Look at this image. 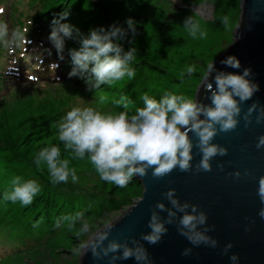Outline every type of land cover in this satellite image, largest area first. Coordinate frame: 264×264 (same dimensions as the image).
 I'll return each mask as SVG.
<instances>
[{"label":"rangeland","instance_id":"rangeland-1","mask_svg":"<svg viewBox=\"0 0 264 264\" xmlns=\"http://www.w3.org/2000/svg\"><path fill=\"white\" fill-rule=\"evenodd\" d=\"M241 1L0 0V7L5 9L0 21L7 22L10 30L16 27L30 30L38 24V21L33 22L38 15L43 22L51 13L58 19L60 15H56V11L67 12V18L61 23L74 28L73 36L65 38V46L69 47L63 50L70 58V51L78 50L81 37L88 36L91 30L99 27L107 30L114 23L127 29L129 18L135 22V35L129 31L121 44L125 51L132 47L137 50L135 60L130 63L135 77H125L97 90H89L88 74L71 76L61 82L47 78L59 75L48 63L36 71L27 64L19 65L20 73L27 69L26 75L33 74L36 78L28 80L23 76L6 75L3 79L7 82L3 83L0 94V264H79L80 256L72 249L87 237L77 239L75 233L79 224L70 230L66 222L57 227V220L82 211L92 224L91 235L105 224L114 223L140 199L143 189L136 180L132 179L123 188L104 182L87 159L72 160L70 164L77 169V183L69 179L66 184L53 185L46 166L36 167L35 155L42 147L57 144L61 157L71 159L58 139L57 125L74 106H93L117 113L123 111L122 106L115 103L122 95L133 101L132 112L143 107L144 94L157 100L169 92L195 99L208 63L215 62L232 44ZM192 14L200 20L207 32L206 38L194 39L183 27L185 18ZM225 15L231 19L228 30L221 24ZM29 19L31 23L27 25ZM42 24L52 29L51 24ZM75 29H79V33ZM47 37L40 43L47 42ZM16 53L10 54L0 43V72H4ZM192 64L197 71L189 76L185 69ZM14 72L17 75L19 70ZM74 79L76 82H72ZM19 81L23 83L11 91L12 85ZM100 96L107 99L101 103ZM15 176L35 179L41 185L42 190L31 205L3 200ZM41 217L43 222L33 228V223Z\"/></svg>","mask_w":264,"mask_h":264},{"label":"clouds","instance_id":"clouds-1","mask_svg":"<svg viewBox=\"0 0 264 264\" xmlns=\"http://www.w3.org/2000/svg\"><path fill=\"white\" fill-rule=\"evenodd\" d=\"M4 12L5 9L0 7V15ZM67 16L68 13L64 12L58 19L52 21L49 36L61 60L65 38H71L74 31L72 25L61 23V20L66 19ZM126 23L127 29L114 23L107 30L99 27L91 30L88 36L81 37L80 48L70 51L74 67L69 75L88 74L86 83L89 90H97L102 85L111 86L125 77L134 78L136 73L134 68L130 67V63L135 60L137 50L132 47L125 51L121 41L126 39L129 31L133 36L135 35V22L129 18ZM221 24L228 30L231 27L230 16H223ZM183 27L194 39L207 37L200 20L193 14L185 18ZM75 31L79 33V29ZM27 33L28 29L20 27L10 30L7 22L0 21V43L10 53L17 48L27 50L26 45L32 43ZM221 64L234 69L241 68L240 61L235 56L227 57L221 61ZM185 71L189 76L192 75L197 71L196 65L187 66ZM213 73H215L214 90L210 79ZM251 75L250 68H244L242 74H238L217 71L213 61L208 63L203 87L210 92L209 105L183 94L169 92L159 100L144 94L143 107L135 108L134 112L131 110L133 101L127 95H122L115 101L123 108V111L117 113L104 112L93 106H74L57 125L58 139L63 143V148L71 159L61 157L59 145L49 144L36 153L34 163L38 169L46 166L50 182L55 185L66 184L69 179L72 183H77L79 180L77 169L70 167V164L72 160L87 159L102 181L123 188L133 177L146 175L148 169L153 170L152 175L156 178H162L177 168L181 172L191 171L194 145L189 134L194 133L198 137L196 147L202 154L201 160L195 166L196 171L209 172L212 170L210 163L212 158L217 155L225 156L228 153L227 148L212 142L218 131L235 130L239 123L237 117L241 113V103L251 99L259 90V85L250 79ZM106 99L105 96L99 98L101 103ZM257 106L254 102L245 114V127L251 123V114ZM261 119H264V108L260 109L256 122L260 123ZM256 147L257 149L264 147V135L258 137ZM220 167L222 168V165ZM234 175L239 178L241 174L237 171ZM41 190V185L35 179L24 180L21 176H15L11 180V190L5 191L3 200L29 206ZM163 195L172 207L166 208L164 203H157L156 209L159 211L153 210L148 222L151 231L141 234V240L149 244H157L168 231L166 225L172 224L177 214L182 213L179 218V234L193 246L203 244L216 247L217 241L207 235L210 229L204 227L201 230V226L206 225L208 218L203 211L198 210L197 205L180 203L175 196V189H169ZM258 196L264 204V179L259 182ZM162 211L167 212L166 219L161 218ZM258 215L264 218V208L259 210ZM42 222L43 217L33 223V228L39 227ZM62 222H66L70 230L79 224L75 233L77 239L87 237L72 249L77 256L90 251L92 256L98 259L112 254L110 256L112 262L134 258L138 264H149L147 249L135 238L132 239L131 245L127 240L123 243L110 240L107 246H104V241L108 239L114 227L111 223L105 224L103 229L89 235L92 224L82 211L63 215L57 220L56 226L59 227ZM231 247L232 245L228 244L224 249L225 253ZM190 252L191 249H185L182 255H188ZM238 259L237 254L230 256L233 262Z\"/></svg>","mask_w":264,"mask_h":264},{"label":"water","instance_id":"water-1","mask_svg":"<svg viewBox=\"0 0 264 264\" xmlns=\"http://www.w3.org/2000/svg\"><path fill=\"white\" fill-rule=\"evenodd\" d=\"M229 56H235L241 68L234 69L221 64ZM217 71L242 74L244 68H250V79L259 85V90L251 99L242 102L239 123L235 130L219 132L213 143L228 149L225 156H215L210 161L212 170L196 171V165L202 158L197 145L198 137L190 133L193 141L192 170L181 172L174 169L170 174L156 178L152 169L144 176L133 177L141 185L143 192L126 212L114 223L108 239L131 245L133 238L145 246L149 255V264H264V218L258 215L264 204L258 196L260 180L264 179V147L257 149L258 137L264 135V119L256 122L260 109L264 108V0H242L238 26L233 34L232 44L218 56L214 62ZM215 73L211 82L215 89ZM204 81V79H203ZM198 87L195 100L205 105L211 104L210 92ZM238 99V98H237ZM257 109L251 114V123L245 127L244 116L253 103ZM203 119V116H201ZM219 127V126H217ZM222 165V168L220 167ZM240 172L236 178L234 173ZM175 189L180 203L188 202L198 206L199 211L207 215V235L217 241L216 247L206 245L193 246L178 232V213L172 224L166 225L168 231L157 244H149L140 239L141 234L151 231L148 222L151 212L158 202L171 208L163 193ZM191 211V209H189ZM161 218H167V212H160ZM232 247L225 253V247ZM185 249H191L188 255H182ZM119 253H117L118 255ZM237 254L236 262L230 256ZM108 257L95 258L88 251L80 256L79 264H138L134 258L112 262Z\"/></svg>","mask_w":264,"mask_h":264},{"label":"trees","instance_id":"trees-1","mask_svg":"<svg viewBox=\"0 0 264 264\" xmlns=\"http://www.w3.org/2000/svg\"><path fill=\"white\" fill-rule=\"evenodd\" d=\"M55 11V10H54ZM64 12V11H63ZM59 13V14H58ZM61 13H62V11H56V15H61ZM36 19V18H35ZM54 19H57V17H55L54 15L52 16V13L47 17V19H43V22L42 23H44V24H47V22L49 21V23L52 25V21L54 20ZM35 21V20H34ZM37 21L38 22H40L41 20L39 19V15L37 16ZM38 30V29H37ZM39 38H40V36H36L35 37V40L34 41H37V40H39ZM40 44V46H41V48H38V43H36V42H34L33 43V46H35V48H36V50H35V52L36 53H39L38 55H43V53H44V51H45V48L43 47V44H41V43H39ZM29 45V44H28ZM30 47V46H29ZM69 46H65L64 48H68ZM31 52H28V56H29V58H28V56L26 55V54H23V56L21 57V61L23 62V63H25V64H27L28 66H30V67H33V68H35L36 66H39V67H41V65H40V63L39 62H37L36 61V64L37 65H34L35 63V61H34V59H35V56H31ZM51 57H54L55 56V51H51L50 52V54H49ZM48 55V57H50ZM62 61L64 62V66H65V68H63V70H65L66 68V70H67V72L68 73H66V75H64V77H65V79H67L68 77H71L70 75H69V73L72 71V69H73V67H74V65H73V63H72V60H71V58H70V56L68 55V54H66V53H63V59H62ZM63 66V64L61 65V67ZM24 73V72H23ZM76 79H74V80H72V81H75ZM2 86V85H1ZM0 90H1V87H0Z\"/></svg>","mask_w":264,"mask_h":264}]
</instances>
